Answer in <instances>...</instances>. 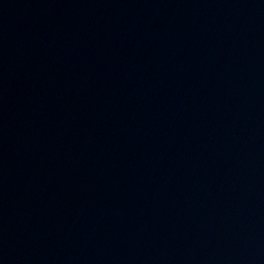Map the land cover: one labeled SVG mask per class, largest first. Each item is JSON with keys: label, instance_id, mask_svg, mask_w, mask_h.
<instances>
[{"label": "water", "instance_id": "obj_1", "mask_svg": "<svg viewBox=\"0 0 264 264\" xmlns=\"http://www.w3.org/2000/svg\"><path fill=\"white\" fill-rule=\"evenodd\" d=\"M0 264H264V0H0Z\"/></svg>", "mask_w": 264, "mask_h": 264}]
</instances>
